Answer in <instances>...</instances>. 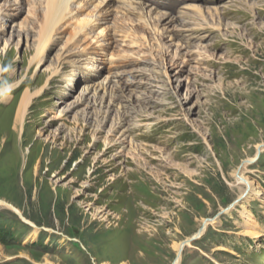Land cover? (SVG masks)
Masks as SVG:
<instances>
[{"label": "rangeland", "instance_id": "obj_1", "mask_svg": "<svg viewBox=\"0 0 264 264\" xmlns=\"http://www.w3.org/2000/svg\"><path fill=\"white\" fill-rule=\"evenodd\" d=\"M45 2L0 0V264H264V0L121 17L111 51L134 42L137 63L106 94L101 78L67 90L69 53L93 40L68 46L117 0L66 29Z\"/></svg>", "mask_w": 264, "mask_h": 264}, {"label": "bare ground", "instance_id": "obj_2", "mask_svg": "<svg viewBox=\"0 0 264 264\" xmlns=\"http://www.w3.org/2000/svg\"><path fill=\"white\" fill-rule=\"evenodd\" d=\"M110 1L111 0H105L104 6H106ZM72 3H73V0H46V2H45V4H46V7H45L46 8L45 9L46 10L45 11V17H46V25H47V27H53L55 24H57V22L60 21V19L63 18V16L69 15L71 13L69 9L72 6ZM122 3H123V5L125 6V8L127 10H131L133 12L140 13V15H143V16H145V15L146 16H151V15H154V13H156V11H155L156 9H154V8H151L148 11L147 10L144 11L143 9H145V7H143L140 2H135L133 0H122ZM99 22H101V21H99ZM94 23H96V21H93V20H88L85 24H84V22H82V24H84V25H83V28L82 27L81 28L84 31V29H86L87 27L94 26L95 25ZM78 34H79V32H78ZM49 39H50V33H49V31H46L43 34V36L41 37V40L39 42L40 43V45H39L40 46L39 52L33 58V60H36V58L39 55H41V53L48 47V41H49ZM33 60H32V62H33ZM88 69L91 70L90 67H88ZM92 70H94V69H92ZM70 81H72L71 77L68 78V79H66V86H69L70 85V83H69ZM107 83L109 84L110 82L109 81L106 82V80H104V81H101V82L93 85L92 87H93V89H94L95 92H97L99 90V91H102L103 94H106V92L108 91V89H113V88L116 87V85H114L115 87H113L112 84L107 85ZM3 91L4 90H2V92ZM0 93H1V91H0ZM25 93H27V92H25ZM39 93H40V91H39ZM36 95H37V92L34 93V94H32V96H36ZM32 96L31 95H27V94H24L23 96H21V99H20V102H19V105H18L16 114H15L14 119H13V122H14L15 125H17L18 123H20V121H21V119L23 117V114H24L26 108L28 107V104H29V101H30L29 99ZM123 107L124 106H123L122 103H120V101H117V102L109 101L108 106L106 108H108L110 111H113V110H117L118 111V110H122ZM121 122L122 121H120V122L117 123L118 129H119V135H120V137H123V139H124L123 140V143H126L129 146H131L132 145V142L131 141L130 142L127 141L128 137L124 135L125 134V131H126L125 130L126 127L124 129V126H123V124ZM106 146L108 147V144ZM37 169H38V165L35 166V170H37ZM236 182L245 185V181L242 180L241 178L237 179ZM241 195L244 197L243 199H246V198L250 197L251 195H254L255 197H257L258 196V192L253 187H251V185L249 183V187L246 190L244 189L243 190V193ZM0 205L1 206L3 205L4 207H7V208H11L12 207L8 203L2 202V201H0ZM33 235H34V233H33ZM180 247H181V244H176V246H175L176 251L180 250ZM121 264H127V263L122 262Z\"/></svg>", "mask_w": 264, "mask_h": 264}]
</instances>
